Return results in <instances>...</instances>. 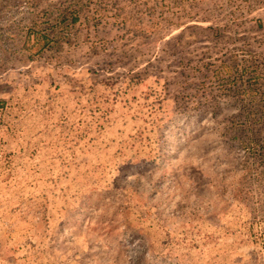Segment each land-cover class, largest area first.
I'll use <instances>...</instances> for the list:
<instances>
[{"label":"rangeland","instance_id":"obj_1","mask_svg":"<svg viewBox=\"0 0 264 264\" xmlns=\"http://www.w3.org/2000/svg\"><path fill=\"white\" fill-rule=\"evenodd\" d=\"M0 0V264H264V0Z\"/></svg>","mask_w":264,"mask_h":264},{"label":"trees","instance_id":"obj_2","mask_svg":"<svg viewBox=\"0 0 264 264\" xmlns=\"http://www.w3.org/2000/svg\"><path fill=\"white\" fill-rule=\"evenodd\" d=\"M82 0H65L52 13L45 12L26 29L23 49L30 58L41 57L48 50L72 45L76 26L82 22Z\"/></svg>","mask_w":264,"mask_h":264}]
</instances>
